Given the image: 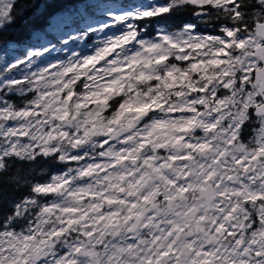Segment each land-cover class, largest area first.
I'll use <instances>...</instances> for the list:
<instances>
[{
  "label": "snow or ice",
  "instance_id": "6c2138e0",
  "mask_svg": "<svg viewBox=\"0 0 264 264\" xmlns=\"http://www.w3.org/2000/svg\"><path fill=\"white\" fill-rule=\"evenodd\" d=\"M59 2L0 0V264H264V0Z\"/></svg>",
  "mask_w": 264,
  "mask_h": 264
},
{
  "label": "trees",
  "instance_id": "16d2710c",
  "mask_svg": "<svg viewBox=\"0 0 264 264\" xmlns=\"http://www.w3.org/2000/svg\"><path fill=\"white\" fill-rule=\"evenodd\" d=\"M103 2V0H101ZM32 0H18L17 3V11L21 9H28L26 16L18 22L16 28L14 29L16 35L13 39L24 41L23 44L14 45L16 49L21 48L27 40L30 38L31 34L36 31H32L30 33V29L35 27L41 29L40 31H45L46 25H48L49 16H54V13L59 12L61 9L71 7V5L67 2H59L54 5H50L46 12L43 9H32L31 8ZM38 12H43V15H38ZM183 17H174L171 21L173 24L179 23ZM71 24L75 25L78 28L80 25L78 22L69 21ZM27 189H22L20 192H16V196H21L25 194Z\"/></svg>",
  "mask_w": 264,
  "mask_h": 264
},
{
  "label": "rangeland",
  "instance_id": "374dc122",
  "mask_svg": "<svg viewBox=\"0 0 264 264\" xmlns=\"http://www.w3.org/2000/svg\"><path fill=\"white\" fill-rule=\"evenodd\" d=\"M75 25L71 24V22L64 23L59 19L58 16L52 17V22L50 26H46L45 31H36L33 32L27 42L21 47L16 49V46H12L13 53L19 54L25 46L32 47H40L41 45L47 46L49 41L52 44H58V42L62 39L67 38L68 33H73L76 30ZM77 43H80L79 41ZM53 55H58V53H53Z\"/></svg>",
  "mask_w": 264,
  "mask_h": 264
}]
</instances>
